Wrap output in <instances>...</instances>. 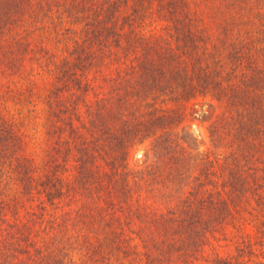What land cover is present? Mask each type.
I'll list each match as a JSON object with an SVG mask.
<instances>
[{"label": "trees", "instance_id": "obj_1", "mask_svg": "<svg viewBox=\"0 0 264 264\" xmlns=\"http://www.w3.org/2000/svg\"><path fill=\"white\" fill-rule=\"evenodd\" d=\"M231 230L204 264H264V0H0V264H200Z\"/></svg>", "mask_w": 264, "mask_h": 264}, {"label": "rangeland", "instance_id": "obj_2", "mask_svg": "<svg viewBox=\"0 0 264 264\" xmlns=\"http://www.w3.org/2000/svg\"><path fill=\"white\" fill-rule=\"evenodd\" d=\"M50 79H45L42 84H39L41 88L45 89L50 85ZM11 87L18 85L14 81H9ZM26 85V84H25ZM38 100V99H37ZM36 99L32 104L24 108L23 113L30 114L31 109H40L42 103L36 104ZM11 111H16L15 109L18 106L14 102H9ZM36 109L35 115L38 117L35 118L36 123L29 130L31 134V143H30V154L35 157V162L41 164L43 160V149L45 148V135H44V118L45 112ZM225 110V105L214 100L211 96H199L196 99H193L186 108L185 117L183 121V126L185 130L190 133L198 142L199 150L207 153H211L212 157L218 156L219 153L223 155L226 152V148L215 147L212 143L209 126L213 120L217 118ZM31 116V115H30ZM182 132V129H179ZM150 141L144 142L142 144H136L129 156L128 165L132 170H141L144 169L147 165L153 162L154 157L151 152H149ZM42 150V151H41ZM13 195V194H11ZM251 229V225L247 227ZM242 240L240 233L231 230L227 236H220L217 242H214V245L208 249L207 256L200 261V264L206 263L207 260L216 255V252L222 254H228L235 252L238 243Z\"/></svg>", "mask_w": 264, "mask_h": 264}]
</instances>
